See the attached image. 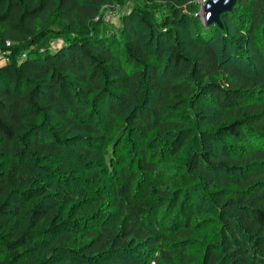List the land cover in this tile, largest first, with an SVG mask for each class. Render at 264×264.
<instances>
[{
    "label": "trees",
    "instance_id": "obj_1",
    "mask_svg": "<svg viewBox=\"0 0 264 264\" xmlns=\"http://www.w3.org/2000/svg\"><path fill=\"white\" fill-rule=\"evenodd\" d=\"M196 6L0 0V264H264V0Z\"/></svg>",
    "mask_w": 264,
    "mask_h": 264
},
{
    "label": "rangeland",
    "instance_id": "obj_2",
    "mask_svg": "<svg viewBox=\"0 0 264 264\" xmlns=\"http://www.w3.org/2000/svg\"><path fill=\"white\" fill-rule=\"evenodd\" d=\"M208 1V0H207ZM129 3V2H128ZM206 0H197V6H196V11H195V15L197 16H200L202 17V14H203V6L206 4ZM133 4L132 3H129L125 6H122L120 5L119 3H112V4H106L104 5L101 10H100V14L97 15V18L99 16H103V18L105 20H107V22H110V23H114V24H119L120 23V19H119V16L128 12L131 8ZM147 7H150L151 9H155L157 8L156 6H153V5H148ZM161 7H159V10H160ZM203 18V17H202ZM204 20V18H203ZM249 36L245 35L244 36V42H246L247 44V41H248V38ZM182 38L185 39V37L183 36ZM246 40V41H245ZM244 42H242L241 44H244ZM219 43H222L221 40L217 41L216 42V45L219 47ZM63 44V41L60 40V39H55L51 42V45L53 48H57V47H60L61 45ZM188 44H190V42L188 41ZM257 52L252 49L251 52H250V58L248 60V63H241L243 67H246L245 69H249L250 72H253V73H261L264 71V67H262V64H259L258 63V57H257ZM203 109H204V112L205 114H208V118L206 119L205 121V125H206V130H208V132L210 133H215L217 132L218 130V127H220L221 125H224L225 123H227V120H220V117L221 115L219 116L218 112L214 110V105L211 106V105H203ZM220 120V121H219ZM211 135V134H210ZM165 136L166 135H162L160 134V132H158V130H153L151 131V133H149V135L147 136L148 141H151L150 145L156 141V140H160L162 142H164V139H165ZM124 138V137H123ZM219 140L217 141V149L219 151H223V145L225 144H228L229 145V142H227L225 136H220V138H218ZM227 142V143H225ZM145 144H143V147H144ZM150 145H146L145 147H147L148 149L152 150V152H150V154L152 153H159L160 151L158 150V147L159 146H150ZM131 153L129 154L130 157H132V164L136 167H138V165L135 164V158H138L139 154L136 153V147H133V148H129ZM128 149V151H129ZM154 151V152H153ZM163 154V153H162ZM192 155V151H190L188 149V147L186 149H184V152H182V154L178 155V156H173V157H166L165 155L163 157H165V159H162L165 160L164 163L166 164H170L171 167H173L174 165L176 166H179V165H182V164H186L187 161L190 159V156ZM150 157V156H149ZM192 158V156H191ZM161 161V162H162ZM142 178H144V175L142 174L141 175ZM140 177V178H141ZM206 205L208 206L209 205V202L205 201ZM139 250L141 251H144V252H149V249H147L146 247H139ZM141 251H138V255L141 257V258H145V253L141 252Z\"/></svg>",
    "mask_w": 264,
    "mask_h": 264
},
{
    "label": "water",
    "instance_id": "obj_3",
    "mask_svg": "<svg viewBox=\"0 0 264 264\" xmlns=\"http://www.w3.org/2000/svg\"><path fill=\"white\" fill-rule=\"evenodd\" d=\"M239 0H208L203 6L204 22L207 26H223L222 14L232 11Z\"/></svg>",
    "mask_w": 264,
    "mask_h": 264
},
{
    "label": "built area",
    "instance_id": "obj_4",
    "mask_svg": "<svg viewBox=\"0 0 264 264\" xmlns=\"http://www.w3.org/2000/svg\"><path fill=\"white\" fill-rule=\"evenodd\" d=\"M7 45L10 46L11 42L9 41ZM8 54H9V51L7 49H3L0 47V66L10 61V55ZM21 55L23 56V58H26L28 56L26 52H23Z\"/></svg>",
    "mask_w": 264,
    "mask_h": 264
},
{
    "label": "crops",
    "instance_id": "obj_5",
    "mask_svg": "<svg viewBox=\"0 0 264 264\" xmlns=\"http://www.w3.org/2000/svg\"><path fill=\"white\" fill-rule=\"evenodd\" d=\"M63 45V44H62Z\"/></svg>",
    "mask_w": 264,
    "mask_h": 264
}]
</instances>
